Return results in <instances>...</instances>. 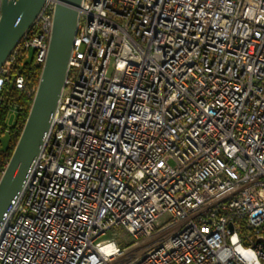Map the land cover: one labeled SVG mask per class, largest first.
I'll list each match as a JSON object with an SVG mask.
<instances>
[{"label": "built area", "instance_id": "2783aa9c", "mask_svg": "<svg viewBox=\"0 0 264 264\" xmlns=\"http://www.w3.org/2000/svg\"><path fill=\"white\" fill-rule=\"evenodd\" d=\"M57 2L0 67V109L9 82L34 100L19 59L43 69ZM0 264H264V0H81Z\"/></svg>", "mask_w": 264, "mask_h": 264}, {"label": "water", "instance_id": "95a60500", "mask_svg": "<svg viewBox=\"0 0 264 264\" xmlns=\"http://www.w3.org/2000/svg\"><path fill=\"white\" fill-rule=\"evenodd\" d=\"M45 0H3L0 67L30 27ZM81 0H58L46 62L12 156L0 178V227L41 152L67 77Z\"/></svg>", "mask_w": 264, "mask_h": 264}, {"label": "trees", "instance_id": "16d2710c", "mask_svg": "<svg viewBox=\"0 0 264 264\" xmlns=\"http://www.w3.org/2000/svg\"><path fill=\"white\" fill-rule=\"evenodd\" d=\"M20 69L26 73V76L29 78L31 76L33 79V83L35 85L38 84V80L40 78V74L42 71L41 66L34 65L33 61H24V58L21 57L19 59ZM33 102V97L26 96L22 91H20L15 83L9 82L4 86L3 90V103L0 109V176L6 168L7 163L9 162L12 153L15 149V146L19 140L21 130H17L12 127L10 131L6 130V119L9 111V106L13 104H25L26 114L31 108ZM9 132L10 138L8 145L3 148L2 147V136L4 133Z\"/></svg>", "mask_w": 264, "mask_h": 264}, {"label": "rangeland", "instance_id": "374dc122", "mask_svg": "<svg viewBox=\"0 0 264 264\" xmlns=\"http://www.w3.org/2000/svg\"><path fill=\"white\" fill-rule=\"evenodd\" d=\"M32 56H33V49H31L29 51L27 56L24 58V61H30L32 59ZM13 121H14V115L11 114V117L9 119V125L10 126L12 125ZM9 138H10L9 132L4 133V135L2 136V147L3 148H5L8 145ZM170 162L171 163H175L173 160H171ZM165 219H167V218H165ZM119 232L121 234H124L123 235L124 238L121 239V243L123 245H127V244H129L130 242H132V241H134L136 239L132 234L127 233L124 229H120Z\"/></svg>", "mask_w": 264, "mask_h": 264}]
</instances>
